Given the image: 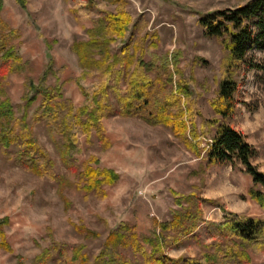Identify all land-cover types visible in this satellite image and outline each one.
<instances>
[{
	"label": "rangeland",
	"instance_id": "rangeland-1",
	"mask_svg": "<svg viewBox=\"0 0 264 264\" xmlns=\"http://www.w3.org/2000/svg\"><path fill=\"white\" fill-rule=\"evenodd\" d=\"M77 1L1 0L0 47L14 48L18 57L0 81V100H9L12 109L9 117L0 119V128L4 125L10 138H36L52 159L51 170L65 181L61 187L57 178L19 166L15 157L20 145L12 143L4 149L0 144V221L8 218L3 230L10 244L9 250L0 247V264H62L58 250L71 255L79 244L88 255L86 264H110L115 250L106 244L107 237L124 223L134 226L150 251L143 237L162 234L161 222L169 221L174 209L187 204L185 197L191 193L208 200L201 201L200 207L209 220L223 219L221 208L212 200L247 216L263 215L264 209L249 194L255 186L252 178L240 163L210 164L202 157L218 124L226 122L257 147L253 161L264 170V68L232 59L221 38L207 35L199 20L208 12L249 0H98L114 11L123 2L132 15L126 35L113 42L104 28L94 26L98 14L87 19L80 16L75 10ZM90 38L95 40L93 55L108 56L107 63L113 65L91 70L81 66L73 43ZM126 44L136 52L131 69L144 66L140 61L150 62L143 69L160 79L159 101L182 92L185 119L190 129H196L198 137L193 141L200 156L171 126L150 123L139 115L105 117L100 132L73 124V113L87 101L81 86L97 97L107 89L110 100L115 98L116 86L125 91V79H118V70ZM249 57L264 63L261 52ZM225 76L232 77L237 86L228 116L213 107ZM45 91L53 92L59 116H36L43 112ZM70 133L77 137L71 145L77 169L62 163L54 143L65 144ZM87 164L118 173L116 182L102 185L105 195L85 188L80 172ZM212 239L200 224L167 252L200 256ZM247 250L249 264H264V250L254 252L249 246ZM117 251L132 259L141 257L132 248Z\"/></svg>",
	"mask_w": 264,
	"mask_h": 264
},
{
	"label": "trees",
	"instance_id": "trees-1",
	"mask_svg": "<svg viewBox=\"0 0 264 264\" xmlns=\"http://www.w3.org/2000/svg\"><path fill=\"white\" fill-rule=\"evenodd\" d=\"M1 5V0H0ZM75 10L81 17L87 19L92 13L98 14L94 26L104 28L108 35V41L113 42L126 35L129 25L132 22V15L125 8L122 2L114 10H107L102 2L98 0H79L75 4ZM200 23L207 35L221 38L223 46L228 49L231 58L241 61L252 68H264V63L256 62L249 56L254 52H261L264 60V0H249L245 4L208 12L200 17ZM92 29V28H91ZM94 38L73 43V49L78 54L79 63L87 70L108 67V56L96 58L91 50ZM3 54L0 57V81L8 74L11 64L16 56L14 48H6L5 44L0 47ZM136 52H131L128 44L121 50V67L118 70L119 78L125 79V91L119 86L115 87L114 100L109 99L106 89L105 94L99 97L92 90L89 92L83 86L87 101L79 106L73 113L74 123L82 125L85 131L95 127L97 131L103 128L101 120L105 117L120 115H139L150 123L161 122L171 126L174 132L185 142L186 146L193 150L198 156L201 151L194 143L198 137L196 129H190L185 119L186 113L183 110L180 93L169 94L164 101L157 99V82L160 80L157 75L151 76L143 67L150 62L140 61L131 69L134 63ZM109 55V51H108ZM18 57V56H16ZM113 65V63H112ZM236 81L230 77L222 78L218 96L213 101V107L217 113L228 116L235 105L234 93ZM101 93V91H99ZM93 94V95H92ZM53 92L45 91L43 94V112L36 116H59L57 103ZM172 101V102H171ZM12 114L9 100H0V119ZM86 119L84 120V118ZM5 126L0 128V144L7 149L12 143L20 145L17 151L16 163L38 175H48L50 178H57L62 187L65 179L63 176L51 170L52 159L47 149L34 137L18 136L10 138L5 132ZM191 131V134H189ZM102 136V133H101ZM77 142L75 133L67 136V142L60 145L54 142L62 163L72 169H77L74 164L71 145ZM205 157L210 164L219 162L240 163L247 174L252 178L255 186L251 187L249 194L264 209V170H261L253 159L259 151L254 144L250 143L245 135L226 122L218 124L216 132L210 137V141L204 148ZM81 178L85 180L87 190L105 192L103 184H112L118 179V173L112 168H100L86 165L80 172ZM257 186V187H256ZM61 192V189H60ZM187 204L183 205L181 198L177 204L181 209H174L172 218L169 221L161 222V233L151 236H144L143 241L151 246L148 251L144 248L134 226L127 223L113 229L107 237L106 244L115 250V256L111 258L110 264H249L251 261L249 246L254 252L264 250V214L261 216H247L239 212L227 209L222 203L212 200L221 208L223 219L221 221L209 220L202 216L200 207L201 201H208L206 198L191 193L185 197ZM8 222L5 217L0 221V247L9 250L10 244L5 238L3 225ZM200 224H204L213 238L210 243L204 244L206 248L200 256L181 254L172 256L167 250L178 245L187 235L193 234ZM81 231L96 234L93 230L83 225H76ZM83 245H75L71 255L65 253L62 248L58 250V261L62 264H86L88 255L83 250ZM119 248H132L141 253V257L135 259L126 257L117 250ZM99 258V255L97 256ZM42 264H47L44 261Z\"/></svg>",
	"mask_w": 264,
	"mask_h": 264
}]
</instances>
